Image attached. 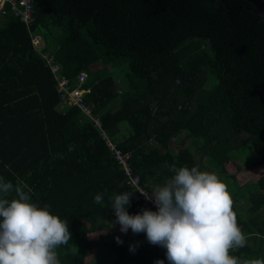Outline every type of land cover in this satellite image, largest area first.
<instances>
[{
	"label": "trees",
	"instance_id": "16d2710c",
	"mask_svg": "<svg viewBox=\"0 0 264 264\" xmlns=\"http://www.w3.org/2000/svg\"><path fill=\"white\" fill-rule=\"evenodd\" d=\"M253 9L247 0H35L30 29L0 21V177L19 178L30 202L68 220L59 264H169L165 248L115 222L110 197L133 191L108 138L130 153L147 190L173 175L170 165L203 170L205 160L237 183L245 192L232 194L233 210L247 244L231 254L264 259V21ZM35 35L72 85L88 74L84 100L101 128L80 108L60 107ZM248 148L258 157L243 169ZM143 209L158 210L133 192L127 211Z\"/></svg>",
	"mask_w": 264,
	"mask_h": 264
},
{
	"label": "clouds",
	"instance_id": "9594fccd",
	"mask_svg": "<svg viewBox=\"0 0 264 264\" xmlns=\"http://www.w3.org/2000/svg\"><path fill=\"white\" fill-rule=\"evenodd\" d=\"M42 43L41 50L46 47ZM56 64L63 71L57 60ZM77 83L78 78L72 86ZM65 106L72 107L61 100L60 107ZM168 170L173 175L152 190L151 196L137 190L146 200L154 197L157 211L143 209L131 215L127 206L133 192L112 194L115 222L122 233L126 234L129 229L133 234L145 233L150 244L166 249L169 264H264V259H242L231 254L246 246L247 236L238 225L227 185L215 172L175 164ZM26 187L19 178L14 184L0 177V264H59L56 249L72 239L69 222L51 214L49 205L41 208L30 202L31 190L26 192ZM13 192L15 198L9 200ZM104 196L105 193L96 194L94 203L103 206ZM115 239L117 244L123 243L119 236ZM129 250L135 252V246H130ZM155 264L165 262L157 260Z\"/></svg>",
	"mask_w": 264,
	"mask_h": 264
},
{
	"label": "built area",
	"instance_id": "2783aa9c",
	"mask_svg": "<svg viewBox=\"0 0 264 264\" xmlns=\"http://www.w3.org/2000/svg\"><path fill=\"white\" fill-rule=\"evenodd\" d=\"M5 18L20 19L28 29H30L35 22V0H0V21ZM33 44L37 53H39L46 62L50 65L51 71L57 80L58 93L61 96L62 102L70 106H78L89 117H91L98 127H101V122L95 116H93L90 107L85 105V95L88 90L83 89V85L87 80V74L81 73L78 76V83L76 86H72L70 81L62 76V69L56 64V58L50 52L43 53L41 47H44L41 39L38 35L33 37ZM119 83V81H117ZM121 94V91H119ZM103 137L106 138V134L103 132ZM108 146L115 156L117 164L120 166L122 173L125 176V184L133 192H136L142 200L157 209L154 203V197L152 200H146L145 197L137 190H143L148 192L151 196V191L147 190L141 185L140 176L134 173L133 165L130 160V153L117 147L109 138L107 139Z\"/></svg>",
	"mask_w": 264,
	"mask_h": 264
},
{
	"label": "rangeland",
	"instance_id": "374dc122",
	"mask_svg": "<svg viewBox=\"0 0 264 264\" xmlns=\"http://www.w3.org/2000/svg\"><path fill=\"white\" fill-rule=\"evenodd\" d=\"M127 70H128V69H127V67L125 66V67L122 68L121 72H122L123 74H125ZM118 77H120V76H118ZM123 125H127V124H123ZM127 126H128V125H127ZM127 126H126V127H127ZM181 139H182V136H181V137H178V138H176V139H174V140H172L171 149H172L173 152L178 151V149H179L178 145H179ZM188 142H189V140H188ZM176 153H177V152H176ZM239 156H240V158H238L237 161H238V163L240 164V166H241L243 169H246V168L250 167L252 163L256 162L257 157H258L257 154L254 152V150H253V149H250V148H248V152L243 151V152H241V153L239 154ZM203 164H204V168H203V170H201V171H207V160H205ZM209 172H212V171H209ZM213 172H214V171H213ZM215 173H216V172H215ZM216 174H217V173H216ZM220 179H221V178H220ZM237 179L240 180L241 183H243V180L245 179V177H244L243 174H239V175L237 176ZM222 181H223V180H222ZM226 182H227V188H228V191L230 192L231 197H232L233 202H234V196H233L232 194H233L234 192H236V193H238V194H241V193H244L245 190H243V191H238V190H239V187H238L237 183H233V182H230V181H226ZM228 183H229L230 185H228ZM234 203H235V202H234ZM234 203H233V205H234ZM254 244H255V243H253V245H254Z\"/></svg>",
	"mask_w": 264,
	"mask_h": 264
},
{
	"label": "water",
	"instance_id": "95a60500",
	"mask_svg": "<svg viewBox=\"0 0 264 264\" xmlns=\"http://www.w3.org/2000/svg\"><path fill=\"white\" fill-rule=\"evenodd\" d=\"M254 5L253 12L264 21V1L263 0H247Z\"/></svg>",
	"mask_w": 264,
	"mask_h": 264
}]
</instances>
